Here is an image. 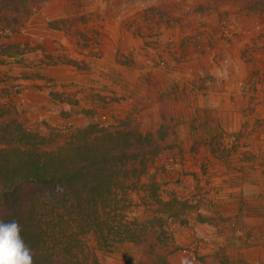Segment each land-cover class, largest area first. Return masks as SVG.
Returning a JSON list of instances; mask_svg holds the SVG:
<instances>
[{
  "label": "rangeland",
  "instance_id": "rangeland-1",
  "mask_svg": "<svg viewBox=\"0 0 264 264\" xmlns=\"http://www.w3.org/2000/svg\"><path fill=\"white\" fill-rule=\"evenodd\" d=\"M216 7L204 0H49L36 6L26 32L0 30V100L15 106L27 130L60 144L91 124L122 123L152 134L160 149L123 197L126 219L141 224L147 239L97 249L100 264H149L150 245L168 264H264L251 249L263 243V225L255 232L238 217H223L219 198L223 176L228 195L251 171L264 176V154L252 155L249 167L251 155L241 149L247 137L238 142L221 128L214 100L199 105L205 84L229 76L227 63L211 74L194 61L219 48L203 45L208 26L223 48L231 33L244 35V23L264 22V13ZM260 29L248 30L252 41L264 36ZM12 35L15 42H6ZM258 42L241 50L244 61L233 70L235 79L246 76L252 112L264 92V67L247 76L245 63L255 61ZM190 81L198 91H187Z\"/></svg>",
  "mask_w": 264,
  "mask_h": 264
},
{
  "label": "trees",
  "instance_id": "trees-1",
  "mask_svg": "<svg viewBox=\"0 0 264 264\" xmlns=\"http://www.w3.org/2000/svg\"><path fill=\"white\" fill-rule=\"evenodd\" d=\"M48 1L0 0V30L24 29ZM204 1L209 9L234 4L264 13V0ZM127 127L91 124L54 144L27 130L15 106L0 100V220L19 222L34 264H100L97 249L147 239L141 224L126 219L123 197L147 176L160 149L152 134ZM149 249V264H168L154 245Z\"/></svg>",
  "mask_w": 264,
  "mask_h": 264
},
{
  "label": "crops",
  "instance_id": "crops-1",
  "mask_svg": "<svg viewBox=\"0 0 264 264\" xmlns=\"http://www.w3.org/2000/svg\"><path fill=\"white\" fill-rule=\"evenodd\" d=\"M255 21V23H244V25L249 26V28L246 27L245 30H243V36H236L234 35V33H231L230 39L225 42L223 48H221L222 46L213 43L214 41L218 40V33L215 31L216 28L214 26L212 27V25L208 26L207 30H210V33H208L207 31L205 35L202 34L203 45H207L208 47L210 41L213 47L216 46L219 48L213 49V51H211V53H208V55L205 54V57L203 56L201 58V61L197 62L196 60H194L197 66H203L206 70L205 72L209 70L211 74H214L217 69H220V64L227 63L226 67L229 68V76H226L225 80L218 78L217 81L205 84V88L200 91L201 100L199 101V105L203 106L204 102L210 103L211 100H214L217 107L216 115L221 128L226 133L230 134L233 139H237L238 142L241 141L240 137H247L249 143L244 147L241 146V149L243 151H247L248 155H251V160L248 159L246 161V164L249 167L254 165V157H252V155L256 153L259 154L260 151L264 154V125L255 126V123H257L258 120H264V92H261L260 99L254 100V103L252 104V106H255L257 104L256 110L253 112L249 111L248 109L250 104V93L249 87L244 80L246 76L243 77V79H235L233 70L236 69L238 65L240 66L242 64V61H244L241 56V50H243L245 47L247 48L249 44L252 45L253 43H256L258 41H260L258 42V45L263 48H261L260 50H256L253 53L251 52V54H253V56L255 57V61L253 63H245L247 76H249L251 73L253 74V72L261 70V68L264 67V36H262L263 38H259L258 41H252L251 39H253V36L249 33V29H251V27L253 26V30H255L256 27L257 29L261 28L260 30L262 31L259 33L263 34L264 22H259V20L257 19H255ZM26 31L27 29L25 27L23 29V32ZM205 36L208 38V40L205 39ZM15 39L16 37L12 35L6 40V42L12 43L15 42ZM47 52L48 51H46V53ZM194 61H192L191 63H195ZM194 68L195 67H192V69ZM192 69L189 70L192 71ZM249 72L250 74H248ZM190 75L192 76L193 74L190 73ZM195 75H193V77H196ZM61 77L65 79L66 75H62ZM195 84L191 82L189 85H187L189 86V89L187 91H192L193 89L195 91H198V89L194 87ZM203 93L209 94V96H207L209 98V101L203 100ZM185 103H187L188 105H193L195 108L196 106H198V102H194V100H191L189 97ZM210 104H212V102ZM256 137H258L257 141L262 139L263 145H256ZM226 179V176L221 177V197L219 196V198H221L222 200L220 202L223 206V217L234 219L238 217L240 218V220L245 221L246 224L249 225V230L255 232L259 231L258 229H255V227H258L259 225H263L264 230V176H256L254 174V171H251V173H248L245 177L236 179V187L231 190V195L226 194ZM239 199L248 201V206L242 209ZM259 200L263 201V203L257 204L256 201ZM229 204L232 207L231 211H228L226 208V206H228ZM240 229L242 228L240 227ZM241 237L243 238V235ZM256 245L252 247L250 246L252 251L254 252L253 258L262 260L264 263V241L263 243Z\"/></svg>",
  "mask_w": 264,
  "mask_h": 264
},
{
  "label": "clouds",
  "instance_id": "clouds-1",
  "mask_svg": "<svg viewBox=\"0 0 264 264\" xmlns=\"http://www.w3.org/2000/svg\"><path fill=\"white\" fill-rule=\"evenodd\" d=\"M0 264H34L32 250L21 237L16 220H0Z\"/></svg>",
  "mask_w": 264,
  "mask_h": 264
},
{
  "label": "bare ground",
  "instance_id": "bare-ground-1",
  "mask_svg": "<svg viewBox=\"0 0 264 264\" xmlns=\"http://www.w3.org/2000/svg\"><path fill=\"white\" fill-rule=\"evenodd\" d=\"M239 238H241V237H239Z\"/></svg>",
  "mask_w": 264,
  "mask_h": 264
}]
</instances>
